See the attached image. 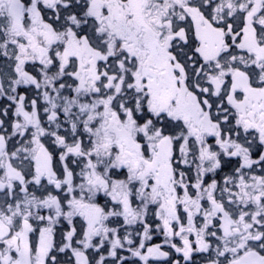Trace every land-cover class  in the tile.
<instances>
[{"label":"snow or ice","instance_id":"snow-or-ice-1","mask_svg":"<svg viewBox=\"0 0 264 264\" xmlns=\"http://www.w3.org/2000/svg\"><path fill=\"white\" fill-rule=\"evenodd\" d=\"M0 264H264V0H0Z\"/></svg>","mask_w":264,"mask_h":264}]
</instances>
